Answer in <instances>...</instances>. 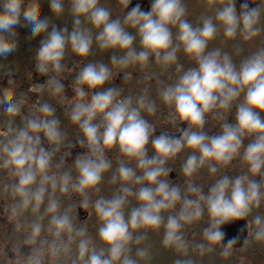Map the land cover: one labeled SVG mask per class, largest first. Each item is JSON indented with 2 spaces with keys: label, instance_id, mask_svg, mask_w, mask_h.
<instances>
[{
  "label": "clouds",
  "instance_id": "9594fccd",
  "mask_svg": "<svg viewBox=\"0 0 264 264\" xmlns=\"http://www.w3.org/2000/svg\"><path fill=\"white\" fill-rule=\"evenodd\" d=\"M68 2L71 31L52 24L48 17L41 18L35 0H0V57L16 49L18 26L29 39L43 36L35 66L41 74L54 75L38 90L46 87L50 95L63 96L64 85L58 77L65 69L69 48L84 60L94 44L114 53L111 66L89 61L74 78L76 96L68 115L87 151L78 154L71 167L66 168L62 158L54 162L65 134L53 106L47 102L34 105L31 115L22 116V124L14 126L26 101L15 98L10 89L2 90L0 115L8 121L7 130L0 132V169L15 178L5 186L15 199L11 216L29 211L34 216L26 225L27 241L35 243L47 230L53 239L46 252L54 261L140 264L150 260L151 254L147 247H137L134 258L133 245H141L147 231L162 229L163 246L187 256L190 243L184 228L206 215L203 242L193 246L201 256L217 247L225 258L232 254L237 239L225 242L222 230V225L232 221L246 220L249 239L245 247L264 243V214L254 212L264 204V0H204L206 13L195 24L188 19L185 0H149L147 9L140 3L129 8L132 0H120L126 10L122 17H113L101 0ZM48 3L57 18L65 14V0ZM221 35L225 41L261 43L237 63L228 51L209 47ZM181 51L194 66L185 68L179 62ZM242 51L237 47V54ZM152 56L162 69L175 68L171 82L157 81V94L168 107L169 123L179 137L167 131L154 135L156 126L145 113L154 115L158 106L147 88L133 96L106 87L117 71L131 79L129 67L149 69ZM233 109L234 120L229 123L226 117ZM209 115L220 128L212 135L205 131ZM181 122L186 129L179 127ZM41 135L51 148L44 146ZM113 149L121 154L114 170L107 155ZM185 151L180 171L186 187L182 188L168 178L169 161ZM235 160L246 171L235 176L219 174ZM205 167L213 177L207 192L194 182ZM110 172L109 182L119 187L110 196L102 195L105 175ZM57 193L79 194L81 206L94 209L95 236L86 226L75 224L73 206L62 209ZM93 194H97L95 199ZM132 199L135 206H130ZM139 230L144 233L134 235ZM44 257L43 248L35 249L26 264H44ZM175 264L194 261L177 259Z\"/></svg>",
  "mask_w": 264,
  "mask_h": 264
},
{
  "label": "rangeland",
  "instance_id": "374dc122",
  "mask_svg": "<svg viewBox=\"0 0 264 264\" xmlns=\"http://www.w3.org/2000/svg\"><path fill=\"white\" fill-rule=\"evenodd\" d=\"M202 2H203V4H201L197 0H190V3H189L190 7L188 8V12H189L188 19L190 22H192L194 24L196 23L197 18L201 14L206 13L204 0H202ZM107 7H109L112 10L113 17H116V16L122 17L123 16L122 10H120V9L115 10L111 5H109ZM194 10L196 11V13L193 16H190V14ZM129 31L134 32V30H131V29H129ZM219 40H220V42H219ZM228 42H232L234 44V46L233 47H226V41H224L223 46L221 47V37L219 36L216 41H214L210 44L209 47L210 48L219 47L223 51H228L229 53L232 54L234 60L237 61V63H239L238 60H240L243 57V54L244 55L247 54L248 51L252 52V50L258 44L261 43L259 40L253 41V42H244L242 40L239 41V39H237L235 41H228ZM137 47H139V45H137ZM237 47H241L243 49V51L239 54H237V52H236ZM113 54H114L113 50L101 51L94 44L92 53L90 54V56L86 60L82 59V61H83L82 64H85V63L91 61L90 59L92 58L93 62L103 61L104 63L109 64V66H111V59L110 58ZM115 54L119 55L120 54L119 50H115ZM150 60H151L152 66L149 69H143L142 70L138 66H133L134 68L136 67L135 72L140 73L144 77L143 79L146 82V88L149 91V95L152 99L156 100V103L158 106L157 112L154 115L149 116L148 114L145 113V116L150 122L158 123L159 124L158 126L161 128V131H167L169 134H172V135H174V133H177L176 136L179 137L180 133L178 131H176V128L173 127V125L171 123H169V109H168V107L165 106L164 104H162V102H160V100L157 97L156 92H152V89H153L152 87H154V86L152 85V87H150L151 78H154L155 76L157 77L159 74H163V75H167V77H168L167 79H170V76L173 73L172 69L175 70V68L173 67L170 69H162L160 66L156 65L154 56H152L150 58ZM178 60L181 64L184 65L185 68H187L188 66H194V62H192L188 58H186L182 51L178 54ZM29 66L31 67L32 65H29ZM133 67H131V68H133ZM120 72H123V71H120ZM131 74H132V72H131ZM174 74H176V73L174 72ZM148 79L150 80V82H147ZM135 81L132 80L128 83V85H130V87H129L127 95L131 94L133 96H136V95L140 94V92H141L140 87L142 85L140 83V87L138 88V91H137V86H135L133 84ZM152 83L154 84V82H152ZM106 87H109V84H108V86L106 85ZM120 89H122V88H120ZM152 93H155L156 97ZM122 94L125 95V93H122ZM68 118H66L67 120L65 121V123H62L60 125V128L63 130L64 134H66L65 135V144L72 145L73 141L71 140V142H69V143H68V141H70L71 138L75 139L79 135V133H78L79 129L77 126L71 124L72 122H71L70 118L69 119ZM226 118H227L229 123L233 122V120H234V109H233V112L230 113ZM179 127L186 129L187 125L185 123L181 122L179 124ZM205 131L208 132V134H210V135L215 134V133L220 131L218 121H216L213 118V116H211V115H209V117H208V121H207V124L205 127ZM245 143H247V140L245 141ZM59 149L64 151V149H61V147ZM150 149H151V147H150ZM67 152L71 153V154L73 153L72 151H66V150L63 153H67ZM187 154H188L187 151H185V152L181 153L175 160L169 161V167H171V169H172V171L170 173H173L174 175H173V177H171V175H169L168 178L173 183L180 185L182 188L186 187V184H185L186 178L183 176L180 169H181V164H182L183 160L186 158ZM107 155H108V158L113 161V170H114L116 167V164H117V157H120L121 154L119 153L118 149H113V150L108 151ZM73 163H74V160L66 161V162H64V166L66 168L71 167L73 165ZM242 171H246V168L240 163L239 160H235V161H233L231 166L227 167L226 169H221L219 174H225L226 173L229 176H235V175L240 174ZM0 172H1L0 173V198H1L0 199V208L3 210L4 214H7L8 219L15 220V224L17 223V221H23L20 224H22V227L25 228L26 227L25 218H32V220H33L34 216L30 211L25 212L23 215H20L17 217L11 216L10 209H11V205H13L15 203V199L11 196L10 191L6 190L5 186L11 185L12 183H14L15 178L12 177L7 172V170H2ZM73 174L75 175L74 172H73ZM111 174L112 173L110 172V173L105 175V179H104V182L102 184L101 193H100L102 195L110 196L119 187L118 184H111L109 182L111 179ZM257 179H259V177H257ZM194 182L202 185L204 187V191L207 192L208 186L213 182V177L208 173L207 168L205 167V169H203L200 172V174L194 178ZM57 195L60 196L62 209L64 207L69 206V205L73 206L72 207V213L74 216L75 224L78 227L79 226H86L89 233L92 234L93 236H95L96 228H97V219H96V216L94 213V209L91 207L84 208L85 213L86 212L90 213V215L88 216V219L79 221L78 213H77V208L79 206H81V204H80L81 197L79 196V194L72 193L69 196V195H60L59 193H57ZM96 195L97 194H93L92 199H95ZM136 203L137 202L134 199H132L130 206H135ZM41 212L43 213V206L41 208ZM254 212H259L260 214H264V204H262L259 209L254 210ZM10 216H11V218H10ZM84 217H85V215L83 216V218ZM45 222H47V217H45ZM13 223H14V221L13 222L11 221V224L18 229L19 226H17V224L15 226V224H13ZM205 227H207V216L206 215H205L204 219L201 220L200 222H197V223H194L191 225H187L184 228L186 239L190 243V250H189V253L187 256H183L182 254L174 251L173 249L165 248L163 246V244L161 243L162 237H163V230L162 229L159 232H155V231H151V230L147 231V234H145L146 238L141 243V245H133L132 255L134 258H137V257H135L136 248L137 247H147L150 254H151V259L148 261L141 260L140 264H175L177 259L186 260L189 258L194 261V264H264V243L252 242L247 247H244L243 249H237V250L233 249L232 254L227 258H225L221 255L219 247H217L213 251L206 253L205 255L201 256L197 250L193 249V246L195 244L203 242L202 230ZM140 233H144V230L143 231L139 230L134 235H138ZM48 234L49 233L47 232V230H45L42 233V235H48ZM44 239H46V238L41 237V239L38 240L39 248H42V240H44ZM65 240H67L66 236H65ZM66 264H67V262H66Z\"/></svg>",
  "mask_w": 264,
  "mask_h": 264
},
{
  "label": "flooded vegetation",
  "instance_id": "af4514ba",
  "mask_svg": "<svg viewBox=\"0 0 264 264\" xmlns=\"http://www.w3.org/2000/svg\"><path fill=\"white\" fill-rule=\"evenodd\" d=\"M35 2H36V12L41 18L48 17L51 19L52 24L56 25L57 27L66 26L69 29V31H71L73 27V18L71 14L68 12V8H69L68 0H65V14L59 18H57L54 15V13H52L48 0H35ZM101 2L104 3L106 6L111 5L115 10L117 9L122 10L123 14L124 11H126L125 9H123L120 0H101ZM136 3H140L141 6L145 9L149 7V0H132V3L129 4L128 7L131 8L132 5ZM185 3L189 8L190 0H185ZM195 13L196 11L194 10L190 14V16H193ZM51 26L52 25L50 24V28ZM16 30L18 33V36L16 38V44H17L16 49L11 53H9L7 56L0 57V98H2V90L10 89L11 93L15 98L25 99L26 103L22 109V114L21 116H17L14 119L13 122L14 126L21 125L23 122L22 116L31 115V113L34 111L33 106L43 102H47L53 106V108L55 109V115L59 118L61 125L62 123H65V121L67 120L66 118L69 117L68 113H70L72 107L74 106L73 102L76 96L73 87L75 82L74 78L77 72L79 71L80 67L83 65L82 58L72 53L70 48L68 49L64 60L65 69L58 77L64 85L63 96L62 97L52 96L49 94L46 87L44 88V90H38L40 89V86H46L48 76L54 75V73L38 74L37 73L38 70L36 69L35 66L36 65L35 53L40 46V41L43 39V36L41 35L29 39L22 27L18 26ZM220 37H221V47H222L225 40L223 36ZM233 46L234 44L232 42L226 41V47H233ZM257 46H259V44ZM255 48L252 51H254ZM250 52L248 51L247 54L245 55L250 54ZM245 55L243 54V56ZM90 60L93 62L92 58ZM29 65L32 66L30 67ZM135 68L129 67L128 69H126V71L132 72L131 79L126 78L124 72L117 71V74L111 81L112 83L109 84V87L122 88L123 91L122 93H125V95H127L130 87L128 83L132 80L134 81L136 80L133 84L137 86V91L138 88L140 87V83L142 85L140 87V91L142 89H145L146 82L143 79L144 77L140 73L135 72L136 71ZM155 77L151 78V82L149 79L147 82H150V87H152V85L154 86L152 87L153 88L152 92L158 93L157 81L159 80L163 82H171V78H174L175 74L172 73L170 79H167L168 78L167 75H163V74H159L156 78ZM152 82H154V84ZM154 96L156 97L155 93ZM7 121H8L7 117L0 115V132H4L7 130L6 129ZM153 124L156 126V131L154 132V135L161 134V132L163 131H161V128L158 126L159 124L156 122H154ZM78 133L79 135L75 139L71 138L70 141H68L69 143L72 140L73 141L72 145H68L65 143L61 145V149L65 150L66 147L68 146V149L71 150L73 148L74 152L72 154L56 153L54 157V162H59L61 158L63 159L64 162L72 161L75 160L78 154H82L87 151L86 146L80 145L79 143L80 132L78 131ZM175 134L177 133H174V135ZM169 135L173 136L172 134ZM41 140L46 148L48 147L51 148V145L48 144V142L43 137V135H41ZM152 154L153 152L151 151L149 146V155ZM2 170L3 169H0V171ZM81 207L82 206H79L78 208ZM85 214L86 215L84 219H79V221L88 219L90 213L86 212ZM11 221L12 222L14 221L13 224H15V220L8 219L7 214H4L3 210L0 208V264H26L28 257L33 254V251L35 249L39 248L38 240L35 243H29L27 241L28 229L26 227L25 228L22 227V224H20L23 221H17L16 224L17 226H19L18 229L11 224ZM25 221L27 225L32 221V218H25ZM21 230L25 232L23 233ZM41 237L46 238L42 240V248L45 250L44 264H66L65 261H54L46 252L48 243L51 242L53 237L50 234L42 235Z\"/></svg>",
  "mask_w": 264,
  "mask_h": 264
},
{
  "label": "water",
  "instance_id": "95a60500",
  "mask_svg": "<svg viewBox=\"0 0 264 264\" xmlns=\"http://www.w3.org/2000/svg\"><path fill=\"white\" fill-rule=\"evenodd\" d=\"M38 74H40L37 71ZM81 214V210L79 212ZM222 230L225 232V242L228 240L237 239V243L234 245V248H242L245 240L247 239V227L246 221H232L225 225H222Z\"/></svg>",
  "mask_w": 264,
  "mask_h": 264
},
{
  "label": "trees",
  "instance_id": "16d2710c",
  "mask_svg": "<svg viewBox=\"0 0 264 264\" xmlns=\"http://www.w3.org/2000/svg\"><path fill=\"white\" fill-rule=\"evenodd\" d=\"M219 42H220V40H219ZM47 222H45V224H46ZM143 231V230H142ZM141 234V233H140ZM146 234H147V232H146Z\"/></svg>",
  "mask_w": 264,
  "mask_h": 264
}]
</instances>
